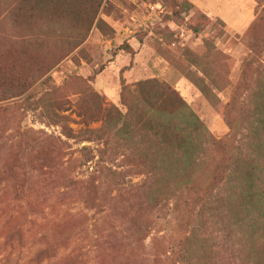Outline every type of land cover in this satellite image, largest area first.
<instances>
[{"label": "rangeland", "instance_id": "rangeland-1", "mask_svg": "<svg viewBox=\"0 0 264 264\" xmlns=\"http://www.w3.org/2000/svg\"><path fill=\"white\" fill-rule=\"evenodd\" d=\"M193 1L0 0V264H264V0Z\"/></svg>", "mask_w": 264, "mask_h": 264}, {"label": "trees", "instance_id": "trees-1", "mask_svg": "<svg viewBox=\"0 0 264 264\" xmlns=\"http://www.w3.org/2000/svg\"><path fill=\"white\" fill-rule=\"evenodd\" d=\"M64 0H60L62 2ZM99 1V0H96ZM257 1V0H256ZM22 2V1H21ZM56 6V5H55ZM16 20H20L23 16L22 14V8L16 7L14 9ZM4 71L3 69H0V74H2ZM139 93L138 98L145 104V106L148 107V112H150V115H148L147 118H145V113L142 115V118L144 122L150 123L155 120V115H159L162 118H168L169 120L172 117H167L168 115H178L180 112H186L187 117L190 119L186 121V125L188 124V128L192 129L191 137L186 136L185 139V148L188 149V151L185 150V153L189 154L191 156V152H189V149L191 148V143L194 142V133L199 137L200 134H206L207 131L205 130L204 124L201 122V120L196 116V114L189 108V106L186 104L184 99L180 96V94L172 88L170 85L166 83H161L157 79H150L145 80L139 83ZM130 95V88L127 85L123 86L121 98L124 105L128 106L130 110H132V107L127 102V97ZM172 127V124L170 125ZM185 135V134H184ZM189 137V138H188ZM213 144L219 147L220 149L226 148V143L224 140L221 139H213ZM20 160L18 157H8L6 161V168L5 172L9 175H11L15 179V175L18 171V167H20ZM255 162V161H254ZM111 170V181H115L114 179L117 176V171ZM252 170V169H251ZM97 177L92 176L90 179L86 180L85 185L86 188L89 191V195H98L99 191V184H97ZM192 180V177L186 181L190 182ZM96 206H99L97 204Z\"/></svg>", "mask_w": 264, "mask_h": 264}, {"label": "crops", "instance_id": "crops-1", "mask_svg": "<svg viewBox=\"0 0 264 264\" xmlns=\"http://www.w3.org/2000/svg\"><path fill=\"white\" fill-rule=\"evenodd\" d=\"M186 1L191 2V3L195 6V8L200 9L201 11H203L204 13H206L207 15H209V16H211V17H214V16H215V18L221 19V20L224 21L226 24H228V22L226 21L225 18L219 16L218 14H217V15H215V14H214V15H210V14L207 12V10H205L204 8H201V7H200L199 5H197L193 0H186ZM253 2H254V4H253V13L251 14V18H250L249 22H248L244 27H246L247 25H249V23H250L251 20L253 19V16L255 15V9H256L255 0H252V3H253Z\"/></svg>", "mask_w": 264, "mask_h": 264}, {"label": "built area", "instance_id": "built-area-1", "mask_svg": "<svg viewBox=\"0 0 264 264\" xmlns=\"http://www.w3.org/2000/svg\"><path fill=\"white\" fill-rule=\"evenodd\" d=\"M149 8H150L151 13H157L158 11L159 12L163 11V6L160 2L153 3V4L151 3L149 5Z\"/></svg>", "mask_w": 264, "mask_h": 264}]
</instances>
